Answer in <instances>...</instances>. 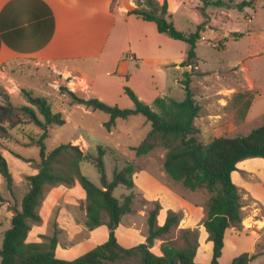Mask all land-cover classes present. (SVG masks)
<instances>
[{
    "label": "rangeland",
    "instance_id": "1",
    "mask_svg": "<svg viewBox=\"0 0 264 264\" xmlns=\"http://www.w3.org/2000/svg\"><path fill=\"white\" fill-rule=\"evenodd\" d=\"M133 1L134 8L137 0ZM163 1L158 3L162 4ZM211 1L214 0L207 2ZM221 1L222 6H204L202 13L203 0H174L180 2L179 8L168 12L175 27L184 33L194 32L201 24L196 45L197 57L193 61L196 65H191L190 70L195 75L191 83L192 91L200 105L195 119L199 128L196 136L203 143L218 134H247L252 128L264 124V0H253L251 6L242 9L235 6L242 0ZM195 14H198L197 19ZM126 40L119 42L120 48L125 46ZM119 63L121 67L127 66V69H120L119 64L112 63L100 66L94 60L81 63L82 72L89 80L87 82L73 73L69 75L53 71L48 64L36 59L16 57L0 64V102H4L5 93L15 101L21 88L33 89L45 95L65 119L63 125L48 129V136L44 140L47 152L59 144L70 142L78 145L84 153L96 156L97 147L101 146L109 179L114 168H121L126 163L133 165V186L129 188L119 184L113 190V195L120 202L124 195L131 196V211L121 217L115 229L117 239L123 246L145 242L152 211H155L157 226L164 223L167 215L176 214L178 223L154 240L152 250L159 253L162 244L183 248L190 241L197 246L195 261L208 264L212 243L202 222L206 217L210 192L203 187L191 190L181 181L171 178L163 167L166 148L157 146L146 154H135L131 147L137 145L151 127L143 115L117 118L107 130L103 125L109 118L106 112L70 103L71 91L79 97H96L110 105L133 107L124 86L132 89L150 106L153 103L148 90L150 87L159 90L167 88L157 96L164 94L176 100L184 98L183 87L179 82H174V78L182 75L173 67L161 66L155 71L151 68L153 61H145L141 71L136 72L135 63L124 60L123 56H119ZM226 88L229 90L226 91ZM30 131L35 134L40 132L36 127L24 126V129L12 131L14 138L0 139V152L6 158L13 176L12 194L0 175V193L4 198L0 202V246L4 231L10 227L7 202L20 203L27 188L26 176L37 171L39 147L27 144L30 141L27 133ZM67 160L66 156L64 162L59 164L65 172ZM79 169L91 181L100 183L92 162L82 161ZM233 180L241 195L243 225L252 229L253 238L241 235L243 233L234 228L228 229L219 264H231L232 259L242 252L252 253L255 240L258 249L264 243V158L253 157L239 162ZM37 209L40 213L42 211L47 223L42 229L39 227L40 221L31 222V233L40 231L42 234V230L47 233L40 235L42 239L38 242L44 247L48 245L49 237L55 235L57 245L61 247L58 257L63 255L71 259L82 254L103 242L107 234L106 223L92 229L86 226L85 194L77 179L70 183L46 184ZM249 216V219H245ZM62 249H67V253ZM121 262L139 264L138 257ZM248 264H264V253Z\"/></svg>",
    "mask_w": 264,
    "mask_h": 264
},
{
    "label": "trees",
    "instance_id": "2",
    "mask_svg": "<svg viewBox=\"0 0 264 264\" xmlns=\"http://www.w3.org/2000/svg\"><path fill=\"white\" fill-rule=\"evenodd\" d=\"M207 1L203 0V6L200 8L202 13L206 5H223L221 0ZM252 1L242 0L235 6L242 9L244 6H251ZM129 13L143 20L153 21L158 32L187 43L186 56L181 65H189L196 59V45L200 38L201 24L190 33L177 29L168 14L166 0L162 4L157 0H137L136 7L130 9ZM192 80V71H184L179 81L184 89V98L176 100L170 96H157L151 106L144 103L128 86H124V91L133 103V107L130 108L110 105L96 97H79L71 91L70 103L82 104L91 110L106 112L109 118L103 125L107 130H110L117 118L126 119L134 114H141L150 122L149 131L131 149L136 155H141L157 146L166 148L163 160L166 173L191 190L203 187L210 192L206 204V217L202 225L208 234V240L212 243L208 264H219L227 230L234 228L239 232L246 231L241 224V195L232 179V172L237 169L236 165L241 160L253 157L264 158V124L252 128L247 134L217 136L203 143L196 136L199 128L195 124V119L199 114L200 105L192 91ZM64 123L62 112L55 110L45 95L30 88H21L15 101L5 93L4 102H0V139L14 138L12 131L24 129V126H32L40 130L36 134L33 131L27 133L30 140L27 144L39 147L37 172L26 176L27 188L20 203L15 205L7 202L10 227L3 233L0 264H105L108 262L122 264L121 260L131 257H138L139 264H202L195 261L197 246L190 241H187L183 248L162 244L159 253L151 249L157 237L169 232L170 228L178 223L176 214L167 215L164 223L157 226L154 219L155 211H152L148 219L149 233L145 242L126 247L118 241L115 229L121 217L131 211V196L124 195L123 201L120 202L113 195V190L119 184L129 188L133 186V165L126 163L121 168H114L109 179L106 175L104 151L101 146L97 147L96 156L84 153L78 145L70 142L59 144L47 152L44 140L48 136V129ZM66 156L68 157L65 169L67 172L59 167ZM22 159L30 161V159ZM86 160L96 167L99 184L80 172L79 164ZM0 175L4 178L7 189L13 194V176L1 152ZM74 179H77L85 193L86 226L92 229L106 223L108 235L106 240L86 252L71 259H64L55 255L57 246L55 235L49 237L46 247L42 243L28 242L26 238L31 222L41 219L37 208L41 203L45 185L70 183ZM3 200L0 193V202ZM258 247L255 243L252 253L238 254L232 259L231 264H248L264 253V243L261 249Z\"/></svg>",
    "mask_w": 264,
    "mask_h": 264
},
{
    "label": "crops",
    "instance_id": "3",
    "mask_svg": "<svg viewBox=\"0 0 264 264\" xmlns=\"http://www.w3.org/2000/svg\"><path fill=\"white\" fill-rule=\"evenodd\" d=\"M180 2L167 0L168 12L178 10ZM133 6V0H0V64L16 57L33 58L48 64L53 71L69 75L73 73L87 82H89L87 75L81 68V63L87 60H94L100 66L109 63L119 64L118 68L124 70L127 66L121 67L119 63V56H123L124 60L135 63L136 72L141 71L145 61H153L151 68L155 71L161 66L173 67L181 75L184 71L190 70L191 65H196L195 62L186 66L181 65L188 44L183 41L178 43V40L177 42L158 32L153 21L143 20L129 13ZM194 16L197 19L198 14ZM122 40H126L125 48L119 47ZM129 54L133 55L134 60L127 58ZM194 76L193 74V78ZM180 79L181 76L174 78V82H179ZM166 89L148 88L153 100L158 93L167 91ZM37 210L40 218L44 219L40 220L39 227L45 229L47 219L42 211L40 213L39 209ZM243 220L242 216L241 224L246 231L238 232L252 239V229L243 225ZM42 231V234L40 231L33 234L30 227L26 241L40 242L42 239L40 235H47L44 230ZM107 235L108 231L104 240ZM255 242H252L253 245ZM60 250L58 244L55 249L57 257ZM64 251L67 253V249Z\"/></svg>",
    "mask_w": 264,
    "mask_h": 264
},
{
    "label": "built area",
    "instance_id": "4",
    "mask_svg": "<svg viewBox=\"0 0 264 264\" xmlns=\"http://www.w3.org/2000/svg\"><path fill=\"white\" fill-rule=\"evenodd\" d=\"M127 58H128L129 60H134V57H133V55H131V54H129V55L127 56Z\"/></svg>",
    "mask_w": 264,
    "mask_h": 264
}]
</instances>
